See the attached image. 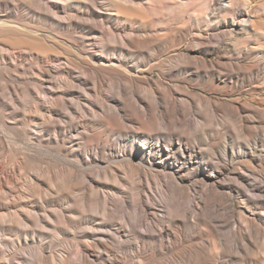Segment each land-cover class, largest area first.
Wrapping results in <instances>:
<instances>
[{"label": "rangeland", "instance_id": "rangeland-1", "mask_svg": "<svg viewBox=\"0 0 264 264\" xmlns=\"http://www.w3.org/2000/svg\"><path fill=\"white\" fill-rule=\"evenodd\" d=\"M7 1L12 5H10L11 8L8 10V13L12 15H21L20 10L13 8V1ZM24 1L31 2L34 10L51 18L52 11L54 10L52 3L56 0ZM85 1L87 3L89 2L88 5L91 6L92 9L76 18V23L70 27L71 33H68V35L58 34L59 26L51 23V20H47L42 24H44L49 31L50 36L42 33L40 36L41 39L33 40L35 47L47 53H55L62 50L73 51V49L80 47L82 50L86 51L95 49L97 53H94L97 55L101 54L102 46L107 48L114 47L118 53L121 48L126 47L128 49L130 48L129 50L133 49L132 51L137 50L138 47V49L141 48V50L143 49L144 51H148V48H154L158 51L157 59L159 58L152 63L149 62L150 65L148 64V61H146L148 65L139 68L138 71H134V65L132 64L133 61L129 58L130 55H128V60L125 59V62H127H124L130 67L129 71H125L122 68H107L99 70L98 72L92 69L85 72L84 68L78 69L77 71L75 70L76 73L72 74L71 77V80L75 83V89L73 88L74 95L65 98V101L67 102V106L72 108V112L74 113L71 117L76 122L81 120L78 104L85 106L90 113L88 119L92 122L91 126L94 127L93 132L90 134V138L92 139L90 141H84V147L86 150L90 152L95 150L96 147H98L97 144L100 142V136L102 135L107 139L101 145H103L102 147H105L104 145H106V150H108L106 153L108 154H116L115 151H118L122 144L124 145V143L119 140V135L107 132L101 127L100 116H103L102 112L99 110H97V113L94 112V107L89 104V102H93L97 106L103 102L109 104L118 100L122 103H127L124 98H121L119 90L120 86L127 85L131 80L128 79L123 72L130 74V76L135 79V83L140 88V94L138 96L142 98L144 97L149 101H152L150 99L152 89H158L165 94L173 95L179 99L183 97L185 100H196L198 103L197 107L190 108L191 114L186 117V121L190 122L191 125L189 131L191 133L194 132V139L196 140V143L200 144L198 147L201 151L205 152L207 148L202 146V143L206 139L205 132L210 129L208 132L212 134L211 136L214 139H216L215 142L213 139V143L216 147L214 149L215 151L212 150L214 162L219 166H223L227 163V165H229V170L224 174L223 179L224 184L231 189L232 198H222L220 200V198L217 199L216 195L207 197L204 195L199 183L202 180L198 177L194 178L197 187L191 192L190 197L184 198V202H186V206L189 210V215L186 218L187 226L175 229L181 240V245L185 248H192L197 241H204L203 243L206 244L208 248L213 247V245H219L220 243L228 244L232 246L230 264H243L244 261L242 263V260L240 259V251L233 248L235 239L237 240L234 232L237 231V237L239 240L246 237L252 242L256 248L255 259L258 261L260 260L261 263L264 264V237L259 239L255 233L248 234L250 231L246 229V224H243L244 228H242L237 223V221H241L242 216H247V213L249 214L251 210L254 214L258 213V210L254 209L253 206L245 204L246 201L244 200V197L248 196L254 198V195L251 193V191L254 190V187H251L252 184H255L256 186H264V0H207V3H204V0H151L153 4L147 3L150 0H122L121 2L119 0L118 2H116L117 0ZM194 2L197 5H194ZM123 4L125 7L127 6V9L125 7L124 9L122 8ZM134 4L137 5L136 7L139 11L135 10L136 8ZM117 9L122 11L120 12ZM76 11L77 9H70V14L76 15ZM111 11L115 14H111ZM31 17L32 22H34L31 23V25L34 27L39 26V23L37 22L38 16L32 15ZM232 20H243L242 24L244 25V30L241 29V31H236L235 35L233 33V36L229 33L230 30L228 28V25ZM93 26L103 34L99 37V40L97 39V41L94 40L92 34L94 29ZM1 37L2 36H0V55L3 53L13 54V50L11 51L9 49L8 44L17 43L20 38L18 39L10 36L4 38ZM45 38L50 42H44L43 40H46ZM179 59L184 61V63ZM174 60H176V62ZM12 61H9L8 63L6 62L5 64L8 65L5 68L3 65L0 66V69H3H1L3 74L6 75L5 77H0V86L4 85L6 88L10 89V91L5 94L0 90V95H2V99H0V124L4 126V134L1 135L3 139L0 148V168H3V172H8L7 176L10 180L16 181L13 185L14 190L19 193V195L25 196L32 194V188H35L37 191L36 184L38 182H45L47 184L48 180L60 170V167L65 165L63 164V161L65 163H69V161L64 158L63 154H46L39 151L42 146H47L46 141L49 136H46L45 134L43 140H39L34 135V133L40 132L35 131L38 121H32L31 119L26 123L24 121L27 116L35 118L37 115L35 101H33L32 97H27L24 91L21 90L23 83L30 82L31 84L29 86L32 88L34 87L32 72L34 68L38 67L37 61L29 58H25V60L20 63L15 62L14 60ZM2 62L0 60V63ZM177 64H179L178 66L183 65V67H178ZM14 65H17L20 68L16 70L13 67ZM184 66H186V68ZM169 67L176 68L170 70ZM167 68H169V71ZM228 69H231L234 73H232L231 70L230 73ZM226 71L229 73L228 75ZM204 72L206 73L204 74ZM207 73H209V75ZM237 73L242 74L244 77V82L240 81L241 83H237L238 85L235 80L231 79V76ZM98 74L102 75L105 81L103 80L104 86L102 91L95 95L94 86L92 84L95 83V76ZM18 76L20 78L28 79V81L20 80ZM10 94H14L15 96L11 97ZM244 111H247L248 113L246 114ZM68 112L70 111L60 109L59 114H67ZM234 113L238 115H234ZM245 114L247 116H245ZM123 117L124 119H122L125 121L127 118L125 116ZM23 118L24 120H22ZM96 123L98 126H96ZM201 123L202 125H200ZM32 124L34 127H32ZM180 128L182 131L189 129L186 125ZM12 130H14V132ZM109 133H112L113 136ZM14 136L16 137L15 139L18 138L19 141H21L20 143H17L15 147L27 156V165L24 167L25 169L17 168L14 170L16 168L15 161H19V157L24 156L23 154L8 157V146L12 142V139L9 137L14 138ZM199 140L203 142L201 143ZM100 147L101 146L99 145V148ZM15 156L17 158H15ZM207 156L208 158L210 157L209 155ZM120 163L112 162L109 166L102 165L108 168H111L112 166V168L109 169V172H106L107 174H105L103 169L94 166H88L87 168H84V170H78V178L73 182L67 181L69 176L67 173H64L63 175L60 173L59 177L61 175L65 177L63 178L61 176L60 179L58 178L59 181L64 184L68 183V186L66 184L65 188H68L72 194V201H70L71 204L70 202L69 204L77 211V217L76 215L73 216L74 222L72 224L74 226L71 225V227L67 228L64 233H58L57 235V231L45 229L46 225L44 223V217H46L53 209L46 206L43 211H35V214L41 218L42 222L37 221L36 225L31 227H26L25 224L22 223H18L19 225L17 224L18 226L15 230V234H17L18 237H21L24 240L26 236L34 235L37 239L35 242H33L32 239H29L28 245L22 246L18 251L17 258L19 260L16 263H28L27 261L30 258L31 249L35 247L39 248L43 245L46 252L52 253L56 259H58L56 264H59V258L61 256L66 258L67 263L71 261L72 263L69 262L70 264H87L80 261L83 253H81L78 248L81 247V244L85 245L86 243H89L91 254L96 256L97 253L92 246V234H97L101 231H111L112 229L121 230L120 225L123 222L122 217L124 211L123 209H120V212L118 211L120 208L118 205L121 201L109 199L108 207L116 209L114 216L110 217V219L113 220L114 225H117L118 223L119 227H117L118 225L116 228L113 226L102 227L104 224L103 219L105 217L104 194L101 196L100 193L97 201L95 200V198L98 197L97 192L116 194L117 192H120L119 190L124 189V192L119 193L118 198H122L125 206L128 204L126 212L130 214L131 218L135 219L133 204H136V200V202H138V196L136 195L138 191L135 187H131V185L129 186L128 183L135 184L136 181L133 182V172H130V167L125 162ZM65 166L68 165L66 164ZM68 167L71 168L70 166ZM193 169L194 170H191V172L194 174L196 167L194 166ZM114 172L119 178L116 179L113 176V174H115ZM86 175L88 176L87 179ZM236 181L238 184H236ZM137 183H139V181H137ZM140 183L143 186L141 189L143 190V198L141 197L139 200L142 206L143 204H146L148 199L155 205L166 206L165 201L167 200V197L158 190L157 186H154L153 189L150 190L145 181ZM188 185H190V183ZM241 185H244L247 188L245 194L240 191V188L242 189V187L239 186ZM43 188L44 191H48V187L45 185ZM90 189H94L92 198H95L92 199V202L84 204L82 203L83 195ZM30 199V205L35 206V203H32L34 202V199ZM256 199L257 198H254V200ZM88 203L89 205H87ZM129 203L132 204V207L129 206ZM203 204H207L208 207L204 209ZM256 206L260 209H264V206L260 203H256ZM202 210H204L203 213H201ZM169 212H171L172 215H175L174 210ZM55 215L58 216L57 213ZM141 215L143 214L141 213ZM183 215L185 216L184 212ZM145 216L146 227H143L140 223L133 226V228L130 227V230H132L130 233L131 244L123 245L119 243V245L117 242L110 240V249L112 250L113 255H117L120 259L124 256L128 257L129 261L127 264H141V260L139 259L140 252L135 249L134 245L135 240L138 238L137 232L145 231L147 225L152 224L156 228H160L152 215L145 214ZM208 216L220 219V222H223L220 224L223 229L218 227V231L216 230V232H213L208 226L206 227L205 222L201 224L199 223V227L194 226V222L198 224L196 218L202 217L203 219H207ZM31 218H33V215ZM34 218H36V216ZM256 219L258 222L260 217L256 216ZM133 221L134 220H132V222ZM259 223L260 222H258V224ZM177 226L178 225L174 228ZM184 228H186V230ZM109 233L112 234V232ZM121 235L126 236L125 233H122ZM199 235L202 236L201 239H199ZM7 238L11 240L15 239V237L8 235ZM53 241L54 243L51 244L52 246L49 244L47 245V243ZM153 244L161 247L159 242ZM211 249L213 248H210V250ZM164 252L166 254L165 257L159 254L155 255V260L151 264H191L192 260L189 255L190 253L188 254V252L183 253L185 254L183 255L184 257L175 255V253H169L167 249H165ZM220 257L219 264H225L221 262L226 259L222 256ZM5 258L6 256L4 254L0 256V260ZM9 258L12 259L13 257L9 256L7 259ZM221 259L224 260L222 261ZM95 263L97 264L98 262ZM98 264H100V262ZM192 264L198 263L192 261Z\"/></svg>", "mask_w": 264, "mask_h": 264}, {"label": "bare ground", "instance_id": "bare-ground-1", "mask_svg": "<svg viewBox=\"0 0 264 264\" xmlns=\"http://www.w3.org/2000/svg\"><path fill=\"white\" fill-rule=\"evenodd\" d=\"M12 1H13V8L20 10L21 15H12L8 13V10L11 8L12 5L7 0H0V36H2L3 38L7 36L15 37L18 39L20 38L21 41L19 39V42L17 43L8 44L9 49L11 51L13 50L12 52L13 54H5V53L1 54L0 60L1 62L2 61L3 62L0 63V66L3 65V67L5 68L8 65L5 64L6 62L8 63L9 61L14 60L15 62L20 63L24 61L25 58H29L31 60L35 59V61H37L38 67L34 68L32 72L34 78V82H33L34 87L32 88L31 86H29L31 83L28 82V83H23V86L21 88V90L24 91L27 97L29 98L32 97L33 101H35L36 103L35 110L37 115L35 118L27 116L25 117V120L24 118L22 120H24L25 123L30 119L32 121L35 120L38 121L37 128L35 129V131H40V132H36L34 133V135L39 140H43L45 134L46 136H49L48 140L46 141L47 146L46 147L42 146L41 147L42 149L40 148L39 151L46 154H53V153H57V154L59 153L61 155L63 154L64 158L68 159L69 161V163H65L63 161V164L65 165L67 164L71 168L65 165L61 166L60 170L59 171L56 170L57 173L53 175L54 178L53 177L50 178L47 184L45 182H44L45 184L42 182H38L36 184L37 191L35 190V188L34 189L32 188V192H31L32 194H28L25 196L19 195V193H17L14 190L13 185L15 184L16 181L10 180V178H8L7 176L8 172H3V168L2 167L0 168V256H2V254L6 256L5 259L0 260V264H19L16 263L19 260L17 258L18 251L22 248L23 245H28L29 239H32L33 242H35V240L37 239V237H35L34 235H28L23 240L21 237H18L17 234H15L16 233L15 230L17 229V226L20 223L25 224L26 227H31L33 225H36L37 221H41V218L35 214V211H43L45 210L46 206L54 210V211L52 210L53 212L50 211L48 215L44 217V223L46 225L45 229L55 230L57 231V235L58 233H62V232L64 233L65 230H67V228L73 225L72 224L74 222L73 216L76 215L77 217V211L74 208H72V206L70 205L71 204L70 201H72V196H71L72 194L68 188L67 189L65 188V185L67 184L68 186V183L64 184L61 181H59L60 177L64 173H67V175H69L67 181L73 182L78 178L77 175L78 170L80 171V170H84V168H87L88 166L89 167L94 166L96 168L103 169L105 174H107L106 172H109V169H111L112 166L110 165L111 168L110 167L108 168L102 165L109 166V164H111L112 162L115 163L125 162L130 167L131 169L130 172L131 171L133 172L132 175L133 182L134 181L136 182L135 184L128 183V185L129 186L131 185V187H135V189L138 191V193L136 194L138 196V202H136L137 201L136 200L135 201L136 204H133L135 219L131 218L130 214L126 212V208H128L127 207L128 204L127 206H125L122 198L121 199L118 198L119 193L124 192V189L119 190L120 192H117L116 194L113 193L110 194L109 192H97L98 197L97 198L94 197L95 200L97 201L99 199L100 193L101 196H103L104 194L105 217L103 219L104 224L102 227L105 228V227L113 226L114 228H116L117 225H118L117 227H119L118 223L117 225H114L113 220L110 219V217L114 216L116 209H111L108 207L109 199L115 201H119V200L121 201V203L118 205L120 207L118 211L120 212V209H123L124 211L122 217L123 222L120 225L121 230L112 229L111 231H105V232L101 231L100 233L97 234L93 233L92 234L93 236H91V238L93 239L92 246L94 247L97 255L93 256L91 254L90 252L91 248L89 243H86L85 245L81 244V247L78 248V250L80 249L79 251L83 253L80 261H83L84 263L87 264H96L95 262L98 263L100 262V264H107V263L127 264V262L129 261L128 257L124 256L123 258L120 259L118 258L117 255H113L112 250L110 249L111 248L110 240H113L118 244L120 243L123 245L131 244L130 233L132 232V230L130 229L139 223L142 224L143 227H146L145 214L146 215L150 214L159 224L160 228H156L152 224V225H147V229L145 231L137 232L138 238L137 240H135L134 245H135V249L138 252H140L139 259L141 260V264H151L155 260V255L158 254L165 257L166 256L164 252L165 249H167L169 253H175V255L182 257H184L183 255H185L183 254L184 252L185 253L188 252V254L190 253L189 255L191 257V260L197 262L198 264H219V258H221L220 256L226 259L225 261H223L224 259L223 260L221 259L223 261L221 263L230 264L231 262L230 253L232 246L228 244L220 243L219 245H213V247H210L213 248L210 250V248H208L206 244L203 243L204 241L203 242L197 241V243L192 248L190 247L185 248L184 246L181 245V240L179 239L178 234L175 230V229H179L180 227L187 226L186 218L189 215V210L186 206V202H184V198L190 197L191 192H193L194 188L197 187L196 182H194V178L198 177L200 178V180H202L199 183L202 187L204 195H206L207 197L216 195L217 199L220 198V200L222 198H227V199L232 198L231 189L230 187L224 184V179H223L224 174L227 173L229 170V165H227L228 163L226 162L227 164L223 166H219L214 162L212 150H214L216 147L215 144L213 143L214 138L211 136L212 134L208 132L210 131V129H208V131H206L205 129L206 139L205 140L203 139L204 142L202 141L203 142L202 143L199 140V142L202 143V146H205L207 148L206 149L207 152L201 151V149L198 147V145L200 144L196 143V140L194 139L195 138L193 135L194 132L191 133L189 131L191 129V125L190 122L186 121V117L191 114L190 108L192 109L194 107H197L198 103L196 102V100L195 101L193 99L185 100L183 97L179 99L173 95L165 94L159 91L158 89H152L151 97H150L152 101H149L144 97L142 98L138 96L140 94L139 93L140 88L135 83V79H133L130 76V74L123 72V74L128 79L131 80V82L128 83L127 85L120 86V90H119V94L121 98H124L127 101V103H122L120 100H118L116 102H112L109 104L103 102L102 104L96 106L93 102H89V104L94 107V112L97 113V110H99L103 114V116H100L101 122L99 121L101 123V127L104 128V130L107 132H112L119 135L118 136L119 140H121V142L124 143V145L122 144V146L119 147L118 151H115L116 154L106 153V151H108L106 150L107 149L106 145H104L105 147H102L103 145L101 144L104 141H106L107 138L104 137V135L102 134H101L102 136H100L101 137L100 142L97 144L98 147H96V149L93 150L92 152L86 150V148L84 147L85 145L84 141L85 140L90 141L92 139L90 138V134L93 132V127H94L91 126L92 122L89 121L88 119V115H90V113L88 112V109L85 106L78 104V110L80 113L79 116L81 120L76 122L71 117L74 113L72 112V108L68 107L67 102L65 101V98L74 95L73 88L75 87V83L71 80V77L72 74H75L78 69L84 68L85 72L90 71L91 69L98 72L99 70H104L107 68H122L125 71H129L130 67H128L125 64L127 62V61L125 62V59L128 60L129 57L128 55H130L129 58H131L133 61L131 62L134 65L133 66L134 71H138L139 68L147 66L148 64L150 65L149 62L152 63L155 60H158L159 59V58L157 59L158 51L154 48L153 49L148 48V51H144L143 49L141 50V48L138 49L139 47L137 46L138 47L137 50L134 51H132L133 50L132 48H131L132 50H129L130 48L128 49L127 47L121 48V50L116 48L117 50L120 51L118 53V51H116L114 47L107 48L105 46H102V51L100 55L96 54L97 52L95 51V49L91 51L90 50L86 51V50H82L80 47L73 49V51L62 50V51H57L55 53H47L45 51L37 49L33 41V40L41 39L40 36L42 35V33L48 34V36H50L49 31L42 23L46 22L47 20H51V23H54L59 26L58 34L68 35V33H71L70 27L74 23H76L75 22L76 18H78L79 15L84 14L85 12H88L89 10L92 9L91 6L88 5L89 2L87 3L85 0H75V1L56 0L55 2L52 3L54 10L52 11V15L50 18L49 16L34 10L31 2L24 0H12ZM119 1L121 2L122 0ZM116 2H118V0ZM205 2L207 3V0H204V3ZM147 3L149 4L152 2L150 0ZM194 5L197 4L194 2ZM134 6L136 8L135 10L137 11L138 10L136 7L137 5L134 4ZM124 7L125 6L123 4L122 8L124 9ZM125 8L127 9V6ZM70 9L71 10L77 9V11L75 12L76 15L74 14L71 15ZM119 11L121 12L122 10ZM111 14H115V13H112L111 11ZM32 15L38 16L37 22L39 23V26L34 27L31 25V23H34L32 22L31 19ZM242 21L243 20H232L229 23L228 28L230 30L229 33L231 34V36H233V33L235 35L236 31L239 30L241 31V29L244 30V25L242 24ZM93 28L94 29L92 34L94 36V40L97 41V39L99 40V37H101L103 34L100 33L99 30H97L94 26ZM45 39L46 40H43L44 42H50L47 38ZM146 61H148V64L146 63ZM174 61L176 62V60ZM182 62L184 63V61ZM178 65L179 64H177V66ZM183 65L178 67L182 68ZM171 66L174 67L173 65ZM13 67L16 70L20 68L17 65H14ZM184 67L186 68V66ZM169 68H167V70ZM175 68H170V70L171 69L173 70ZM1 69H0V77L2 76L5 77L6 75L3 74L2 72L3 69L2 70ZM228 70L230 72L231 69ZM231 72L234 73L232 70ZM205 73L206 72H204V74ZM200 74L202 75L201 72ZM207 74L209 75V73ZM228 74L229 73H227V75ZM19 79L23 81H28V79L22 77L21 78L19 77ZM231 79L235 80L237 84L240 81H243L244 77L242 74L237 73V74H233L231 76ZM103 80L104 79L102 75L98 74L97 76H95V83L92 84L94 86L95 95L99 94L102 91V88L104 86ZM0 87H1L0 90L3 91L4 94L10 91V89L6 88L4 85ZM14 94H10V96L14 97L15 96ZM1 96L2 95H0V99H2ZM60 109L69 110L70 112H68L67 114H59ZM244 113L247 114L248 112L244 111ZM246 114L245 116H247ZM234 115H238V114L234 113ZM123 116H125L128 120L125 119L124 121ZM185 125L188 126L189 129L185 131L180 130L181 129L180 127ZM200 125H202V123ZM96 126H98V124ZM32 127H34L33 124ZM3 128L4 126L0 124V148L3 139L1 135L4 134ZM12 131L14 132V130ZM9 138L12 139V142L8 146L9 147L8 157H13L14 155L16 156L22 154L24 155L19 157V161H15L16 168L14 170H16L17 168L25 169L24 167L27 165L26 162L27 156L24 153L20 152L19 149L15 147L16 144L20 143L21 141H19L18 138L15 139L16 138L15 136L14 138L13 137H9ZM215 140L216 139H214V142ZM99 145L102 148L101 147L99 148ZM207 155H209L212 159L210 157L209 159ZM16 156L15 158H17ZM194 166L196 167V170L193 174L191 170H194L193 169ZM60 173L62 175L59 177ZM113 176L116 179L119 178L116 173L113 174ZM87 177L88 176L86 175V179ZM137 181H139V183H137ZM144 181L146 182L150 190L153 189L154 186H157L158 190L161 191L162 194L166 195L167 197V200L165 201L166 206L155 205L151 201H149V199L148 201H146V204L145 205L143 204L142 206L139 200L143 196L142 194L143 190H141L143 186L140 182H144ZM189 183L190 185H188ZM236 184H238V182ZM44 185L48 187V191H44L43 188ZM239 187H242V189L240 188V191L245 194L247 188L244 185H241ZM251 187H254V190L252 191L250 190V191L254 195V198L257 199L254 200L253 197L245 196L244 197V200L246 201L245 204L246 205L249 204L253 206L254 209L258 210V213L255 214L252 213L251 212L252 210L250 211L249 208V211L251 213L248 211L249 214L247 213V216L245 215L242 216L241 221H237V223L242 228H244L243 224H246V229L250 231L248 232V234L255 233L256 236L259 239H261L262 237H264V230H263L264 209L258 208L256 206V203H260L262 206H264V186L261 185L256 186L255 184L254 185L252 184ZM93 193H94V189L88 190L87 193L85 192V194L83 195L82 203L85 204L87 202H92L93 201L92 199H94L92 198ZM30 198L34 199V202L32 203H35V206L30 205L31 202ZM87 205H89V203ZM129 206L132 207V204H130ZM207 207H208L207 204H203L204 209H206ZM171 210L175 211V215H172L171 212H169ZM203 211L204 210H202L201 213H203ZM183 212L185 213V216L183 215ZM56 213L58 214V216L55 215ZM141 213L143 215H141ZM32 215L33 218H31ZM35 216L36 218H34ZM256 216L260 217L258 221L260 222L259 224L257 222ZM132 220L134 221L132 222ZM196 220L198 221L197 222L198 224L194 222L195 223L194 226H198L199 223L201 224L205 222L206 227L208 226L213 232L214 231L216 232L217 228L221 227L220 224L223 223L220 222L221 220L218 219L217 217H212V216L211 217L208 216L207 219L205 218L203 219L202 217H200V218H196ZM176 225L178 226L174 228ZM184 229L186 230V228ZM221 229L223 228L221 227ZM109 232H112V234ZM122 233H125L126 236L121 235ZM234 234H236L235 236L237 240L235 239L233 248H236L238 251H240L239 253L242 263L244 261L243 264H263L261 263L260 260L258 261L255 259L256 248L252 244V242L246 237H243V239L241 238V240H239L237 237L238 235L237 231H235ZM7 235L11 237H15V239L12 240L8 239ZM201 238L202 236L199 235V239ZM158 242L160 243L162 248L159 247V245L155 246V244H153V243L157 244ZM53 243L54 241L51 243H47V245L49 244L50 246H52L51 244ZM3 247H7V248H3ZM43 247L44 246L42 245L39 248L38 247L32 248L30 253L31 254L30 258L27 261L28 263L22 262L20 264H56V261H58V259H56V257L52 253L46 252ZM9 256H12L13 260L11 258L7 259ZM69 262L72 263L71 261ZM69 262L67 263L65 257L61 256L59 258V264H70Z\"/></svg>", "mask_w": 264, "mask_h": 264}]
</instances>
